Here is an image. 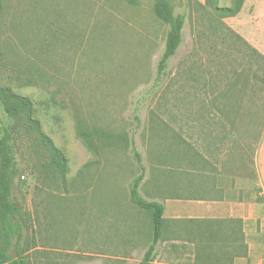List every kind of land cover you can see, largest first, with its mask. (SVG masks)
<instances>
[{
    "label": "rangeland",
    "instance_id": "obj_1",
    "mask_svg": "<svg viewBox=\"0 0 264 264\" xmlns=\"http://www.w3.org/2000/svg\"><path fill=\"white\" fill-rule=\"evenodd\" d=\"M167 1L186 23L157 79L169 28L158 0H2L0 85L32 100L31 117L67 158L65 186L37 130L0 102L27 264H141L153 223L130 201L140 172L130 138L145 198L157 197L156 178L175 179L204 206L215 179L216 198L244 202L245 263L264 264V0ZM155 254L150 264L173 263L166 247Z\"/></svg>",
    "mask_w": 264,
    "mask_h": 264
},
{
    "label": "trees",
    "instance_id": "obj_2",
    "mask_svg": "<svg viewBox=\"0 0 264 264\" xmlns=\"http://www.w3.org/2000/svg\"><path fill=\"white\" fill-rule=\"evenodd\" d=\"M2 0H0V9ZM232 8H226L231 13ZM156 12L169 28L162 55L158 61L157 79L167 75L169 61L176 54L183 42V30L186 23V14L175 12L167 0H158ZM0 102L8 115L19 118L28 129L37 130V135L42 144L48 149L57 163L60 171V180L66 186L67 158L55 147L53 141L39 129V123L33 119V102L24 95L15 92L11 86L0 85ZM131 151L140 166V172L129 183V197L133 205L148 211L153 223V238L148 245L141 264H149L155 257L157 244L162 238L165 223V204L156 199H147L141 194V185L146 178V166L143 164L142 155L137 150L132 138L129 139ZM20 169L14 157L11 135L2 134L0 130V223L3 229L4 243L0 245V264H27L26 256V231L28 228L24 210L18 205L15 190L20 186L16 179ZM14 251V255L11 254ZM244 253L247 254V245L244 243Z\"/></svg>",
    "mask_w": 264,
    "mask_h": 264
},
{
    "label": "crops",
    "instance_id": "obj_3",
    "mask_svg": "<svg viewBox=\"0 0 264 264\" xmlns=\"http://www.w3.org/2000/svg\"><path fill=\"white\" fill-rule=\"evenodd\" d=\"M153 183L157 194L153 199L164 202L163 216L167 221L166 237L160 239L156 251L160 245L166 247V253L171 254L173 260L170 264H182L179 261L182 258L196 261L193 264H246L251 250L247 238L244 240L243 201L216 198L221 190L215 179L209 184L212 198L204 200V206H193L182 198L184 192L190 190L186 181L156 178ZM244 243L248 244L246 255Z\"/></svg>",
    "mask_w": 264,
    "mask_h": 264
}]
</instances>
